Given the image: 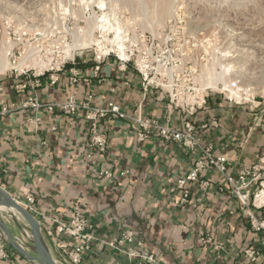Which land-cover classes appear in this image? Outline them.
Listing matches in <instances>:
<instances>
[{
  "label": "crops",
  "instance_id": "obj_1",
  "mask_svg": "<svg viewBox=\"0 0 264 264\" xmlns=\"http://www.w3.org/2000/svg\"><path fill=\"white\" fill-rule=\"evenodd\" d=\"M53 73L55 84L50 74L0 79V187L21 204L27 203V196L34 197L31 213L57 264H70L60 245L76 244L57 227L59 220L73 216L74 206L91 219L97 236L79 264H139L112 246L126 229L134 232L130 247L152 253L162 264H252L244 249L260 248L264 231L251 228L246 207L223 175L215 168L204 171L193 184L189 204L175 206L181 192L171 190L202 154L155 132H144L146 137L140 138L139 118L183 129L187 118L166 94L153 88L146 92L134 66L113 57L101 63L78 58ZM70 97L79 106L75 115L49 108ZM31 100L40 107L34 108ZM87 103L102 110L114 104L127 117L108 112L98 120L107 149L92 159L87 158L92 122L82 106ZM259 105L245 106L218 94L190 117L201 143L213 145L216 154L226 157L231 175L261 163L264 106ZM102 168L112 170L113 181L98 177ZM202 181L209 183L207 188L199 187ZM255 212L264 220V206ZM12 230L19 233L14 226ZM206 235L212 236V243L203 242ZM0 236L4 238L1 230ZM6 239L8 257L0 258V264H41L32 250V236L21 251ZM219 244L224 248L218 251Z\"/></svg>",
  "mask_w": 264,
  "mask_h": 264
},
{
  "label": "rangeland",
  "instance_id": "obj_2",
  "mask_svg": "<svg viewBox=\"0 0 264 264\" xmlns=\"http://www.w3.org/2000/svg\"><path fill=\"white\" fill-rule=\"evenodd\" d=\"M106 56L160 68L208 98L263 108L264 0H0V79ZM0 222L20 248L31 241L19 212L0 210Z\"/></svg>",
  "mask_w": 264,
  "mask_h": 264
},
{
  "label": "built area",
  "instance_id": "obj_3",
  "mask_svg": "<svg viewBox=\"0 0 264 264\" xmlns=\"http://www.w3.org/2000/svg\"><path fill=\"white\" fill-rule=\"evenodd\" d=\"M107 57V56H106ZM104 57V58H106ZM103 58V59H104ZM98 63L102 60L98 58ZM130 59H118L123 65L129 64ZM135 70L140 74L142 78V88L147 92L149 89H157L162 94H166L172 105L180 109L183 115L187 118L183 124L182 130H171L167 127H162L157 122L139 118L137 124H139L142 133L140 138H145L147 134L155 132L158 136L180 142L188 151L199 152L202 154V158L196 161L191 171L183 178L177 180L175 188L171 191L176 192L179 190L181 193L176 198L175 206H187L191 198V190L193 184L199 182L201 174L210 168L217 169L224 177L225 183L231 190L232 194L237 198L240 204L246 207V212L251 225V228L256 232L264 231V220L260 219L255 209L263 207L256 205V198L260 191L257 190L258 186H263L262 170L264 160H261L260 164L253 166H243L239 173L234 176L227 171V159L224 155H218L214 151V146L211 144L203 145L196 134V127L190 117L194 116L196 110L203 107L206 104V100L209 97L208 94L203 91H199L193 84L180 85L179 79L174 74H165L160 68L150 66L148 64L139 65L137 62H133ZM99 67L96 68L98 70ZM55 69L47 70L44 74H50V81L55 84L58 81ZM27 75V72L23 73ZM28 76V75H27ZM75 77L77 75H74ZM74 78V77H73ZM229 89L231 91L237 90V83L233 82ZM230 101L231 97L225 96ZM91 98V96H89ZM34 108H39L40 105L31 100ZM86 111V119L92 122L89 133V152L87 154L88 159H92L96 154H103L107 149V140L105 134L99 132L98 120L104 117L108 112L117 114L121 118H127L125 114L121 113L119 108L114 104L109 105L108 110L95 109L89 106V104L82 105ZM59 107L65 111L68 115H75L79 108L75 100L70 97L67 102L59 105L49 106L50 109ZM7 109L4 106L3 112ZM128 172H123L124 176ZM98 177L113 181L114 173L109 168H102L98 173ZM207 181H202L199 185L204 189L208 186ZM27 203L22 204L28 211H32V205L34 203V197L29 195L26 198ZM59 232L67 237L72 238L76 244L74 247L69 248L66 244H61L60 248L64 251L65 257L70 264H79L82 260V256L85 252L89 251L95 241H97L96 227L91 219L84 215L80 210V207L74 206V214L69 220H59L57 222ZM134 241V232L131 229H126L120 236V238L112 242V246L119 251H123L132 260H137L139 264H162L158 258L150 252L140 251L130 247ZM205 244L213 242L211 235H206L203 238ZM128 247H125L127 246ZM223 244L215 246L216 250L223 249ZM244 255L248 258L252 264H260L258 260L260 258L264 261V242L260 248L246 247L244 249ZM8 257V246L2 236H0V258ZM264 264V262L262 263Z\"/></svg>",
  "mask_w": 264,
  "mask_h": 264
},
{
  "label": "water",
  "instance_id": "obj_4",
  "mask_svg": "<svg viewBox=\"0 0 264 264\" xmlns=\"http://www.w3.org/2000/svg\"><path fill=\"white\" fill-rule=\"evenodd\" d=\"M2 203H6L8 207L16 209L28 222L33 237L32 250L37 256L36 259L41 264H57L50 251L42 241L40 227L35 217L20 202L15 200L0 187V204ZM0 225L3 227L8 236L10 246L17 249L18 251H21V248H19V246H17V244L14 242L12 234L6 225H4L2 222H0Z\"/></svg>",
  "mask_w": 264,
  "mask_h": 264
},
{
  "label": "bare ground",
  "instance_id": "obj_5",
  "mask_svg": "<svg viewBox=\"0 0 264 264\" xmlns=\"http://www.w3.org/2000/svg\"><path fill=\"white\" fill-rule=\"evenodd\" d=\"M122 53V52H121ZM123 54H121V56H122ZM0 61H1V59H0ZM23 62H25V61H23ZM22 63V62H21ZM20 64V63H19ZM24 64V63H23ZM23 64H20V67H22V65ZM9 65V64H8ZM7 66V65H6ZM24 66V65H23ZM7 68H8V66H7ZM38 68H44V66L43 65H40ZM20 70V69H19ZM238 91V90H237ZM234 92H236V91H234ZM238 93V92H237ZM237 96V95H236ZM263 187H264V184H263ZM264 204V190L263 191H261L260 193H259V195L257 196V198H256V205H258V206H261V205H263ZM0 210L1 211H4V210H10L11 212H15V213H18V211L16 210V209H14V208H12V207H8L7 206V204H0ZM6 212V211H5ZM3 213V212H2ZM20 217V216H19Z\"/></svg>",
  "mask_w": 264,
  "mask_h": 264
}]
</instances>
